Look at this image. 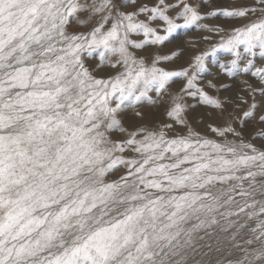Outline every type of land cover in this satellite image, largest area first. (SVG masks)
I'll list each match as a JSON object with an SVG mask.
<instances>
[{
  "label": "snow or ice",
  "instance_id": "1",
  "mask_svg": "<svg viewBox=\"0 0 264 264\" xmlns=\"http://www.w3.org/2000/svg\"><path fill=\"white\" fill-rule=\"evenodd\" d=\"M128 4L137 0H0V264H188L225 240L242 252L227 264H264V129L252 137L259 146L243 139L258 110L264 125V67L255 63L264 60V0L205 15L187 0L122 10ZM208 16L242 23H200ZM85 20L86 31H69ZM192 26L219 42L187 66H162L183 55L179 47L150 58L134 51ZM220 51L231 57L217 62L221 72L260 81L232 111L198 84ZM88 57L98 61L91 71ZM185 97L227 116L196 131ZM160 103L169 123L126 128L119 119L132 111L143 120L139 109Z\"/></svg>",
  "mask_w": 264,
  "mask_h": 264
},
{
  "label": "rangeland",
  "instance_id": "2",
  "mask_svg": "<svg viewBox=\"0 0 264 264\" xmlns=\"http://www.w3.org/2000/svg\"><path fill=\"white\" fill-rule=\"evenodd\" d=\"M115 2L119 4H126L127 0H115ZM156 2V0H137L136 5L128 4L126 8H123L124 11H132L134 8L139 7L142 4L152 5ZM174 2V0H173ZM192 6L196 7L198 11L201 12L202 15H205L209 12H212L217 9L223 8H233V7H241V6H254L255 0H187ZM143 19L144 17H140ZM255 17H253L254 19ZM200 23L208 24L209 26H220L225 29L230 30L232 26H238L242 21L232 20L231 18H225L223 16H208L206 19L202 20ZM87 21L85 20L83 24L73 23L69 26L70 32H78V31H86ZM209 36L211 39L205 40L204 37ZM134 39H140L142 37H133ZM219 42V36H216L213 33L201 30L196 26H192L187 29H180L177 33L174 34V37L171 39L170 43H166L162 47L155 48H146L144 50H134L138 56H144L145 58H150L151 55L159 54H169L171 51L176 50L178 47L183 49V55L174 59L170 63H166L162 66L168 69H176L182 66H187L190 62V59L193 55L199 53L200 51H205L210 48L211 45ZM231 57L228 56L227 53L220 51L217 53L215 60L209 58L208 66L209 72L203 74L202 78L198 81V84L201 88H203L209 95L216 96L221 100L225 98L230 101L226 105L228 111L233 110L234 103L237 102V97L239 95H244L247 97L248 93L245 91L248 85L253 87L260 86V81L257 77H253L250 72L240 71L235 75L229 76L226 73L221 72L218 67V63H224ZM97 59L92 57H88L85 60L86 66L91 71L95 68L97 63ZM255 63L257 67H264V60L260 59L258 56L255 58ZM244 67L243 62L241 63V68ZM254 70V69H253ZM95 75H101L100 72H95ZM209 81L212 82L215 87H209ZM184 81L182 79H177L174 84L170 87V92L175 93L182 87ZM221 85H225L226 88H221ZM259 100V96H257ZM168 96L164 97V101L167 102ZM184 102L188 104L190 107L187 110L186 118L188 123L194 128L196 131L201 133H207V126L212 124H221L227 116V112L223 115L214 111L213 109L204 106L198 102V98L193 99L190 97H185ZM165 106L166 103H160L156 106L144 105L141 109H139L143 113V120H134L132 111H128L126 113H122L119 116V119L122 120L123 126L126 128L131 127L132 125L142 124L148 128L158 127L161 122L169 123L170 121L165 115ZM246 108V106H242L241 111L237 112V115L242 113V110ZM264 109V106H262ZM260 111L258 110L256 117ZM257 118L249 119L246 123V126L243 129V139L247 142H251L259 146L261 144V140L256 139L253 140L252 137L256 135L259 131L264 129V125L257 123ZM239 130V125H237ZM177 132L183 131L177 127ZM112 139H118L121 137V133L113 132L110 133ZM230 139L232 137H229ZM120 173H116L107 179L114 180L117 179ZM221 240H224V237L230 235V233H219L218 234ZM247 238V234H242L241 237H238V241L242 243L243 239ZM209 241H201L200 244ZM213 245V248L217 246L216 238L213 237L210 241ZM258 245H252V247H257ZM221 251L215 252L213 251L208 256H201L199 253L190 257L188 264H198L201 260L208 261L211 260L213 264H216L217 260L221 261V264H227V259H238L242 256V252L239 249H234L231 247V243L228 241H224L223 244L220 245ZM202 252H207V248H201Z\"/></svg>",
  "mask_w": 264,
  "mask_h": 264
},
{
  "label": "bare ground",
  "instance_id": "3",
  "mask_svg": "<svg viewBox=\"0 0 264 264\" xmlns=\"http://www.w3.org/2000/svg\"><path fill=\"white\" fill-rule=\"evenodd\" d=\"M139 122H137L136 124H138Z\"/></svg>",
  "mask_w": 264,
  "mask_h": 264
}]
</instances>
